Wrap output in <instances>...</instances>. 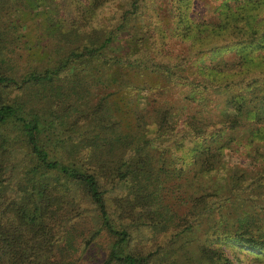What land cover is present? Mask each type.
I'll list each match as a JSON object with an SVG mask.
<instances>
[{
  "label": "trees",
  "instance_id": "obj_1",
  "mask_svg": "<svg viewBox=\"0 0 264 264\" xmlns=\"http://www.w3.org/2000/svg\"><path fill=\"white\" fill-rule=\"evenodd\" d=\"M7 3V0H0V13L6 10ZM131 5L135 11L138 0H132ZM128 13L132 12L122 13L121 24L114 29L128 28ZM6 15L11 16V13ZM44 20L46 27L60 34L64 42L75 39L85 41L87 45L82 42L79 47L69 46L72 49L65 59L56 55L63 47L58 46L55 51H49L48 56H57L51 65L38 68L26 64L28 68L18 79L19 75L12 69L14 57L6 49L14 40L10 29L14 31L17 24L10 20L6 30L0 24V86L13 85L23 90L37 85L42 96L40 101L45 104L42 112L25 113L15 104L5 103L0 91V264H82L77 256L80 252L77 243L82 236L80 219L84 218L73 215L80 210L69 199L70 184L94 205L93 222L100 224L113 238L102 264H161L163 254H157L165 250L173 255L193 256L186 248L191 242L196 243L198 263L208 258L212 264H233L221 250L211 248L210 244H231L264 255V147H261L264 145V88L260 92L245 86L238 98L234 93L225 94L227 98L223 103L225 107L230 105L226 107L228 113L222 114L225 116L219 121L220 126L210 131L207 130L214 123L200 116L198 110L194 113L172 112L165 101L149 123L154 127V132L150 133L146 115H141L145 112L143 108H135L136 112H131L132 117L127 123L122 119L112 120L114 117L108 115L110 108H104L103 97L86 113V105L81 100L88 88L81 83L83 80L101 83L103 73L108 69L104 65L111 63L120 69L149 67L161 70L172 79L182 75L188 79L182 74L186 69L181 66L186 63L184 59H173L175 62L166 64L147 54L151 61L147 65L143 63L146 61L133 57L145 49L130 35L121 36L133 43L129 54H115V30L102 38L97 30L66 32L61 30V23L56 19ZM234 33L245 35L242 31ZM242 36L238 41L244 45ZM258 37L263 36L255 38ZM226 45H232V42ZM45 47L53 46L47 43ZM74 62L82 64L86 79L73 78L75 70L70 66ZM6 65L10 70L5 68ZM67 70L71 72L67 86L60 87L57 81ZM195 72L203 73L200 68ZM202 76L206 81L207 77ZM28 101L33 102L25 100ZM60 103L64 106H59ZM236 118L244 119L247 125L245 137L251 146L248 156L255 171L227 165L222 160L224 148H229L231 142L230 136L225 137L226 129L238 127ZM9 125L15 126L18 132L11 136L6 129ZM84 126L85 130L78 131ZM179 128L184 132L183 137L193 136L194 143L198 140L188 165L192 177L180 185L182 191L188 193L183 198L187 207L182 214L164 202L161 192L165 188L163 185L168 184L170 191L175 183L174 179H169L177 167L171 168L167 164L172 154L169 146L172 142L174 145L175 139L168 135ZM256 141L257 144H253ZM16 147L24 151L28 162L21 165L15 179L9 159ZM175 160H180L179 156ZM180 171L183 172V167ZM165 174L169 177L167 184ZM108 194L118 205L116 210L121 219L126 218L122 213H127L129 219L131 215L141 221L143 216L139 209L145 211L143 214L157 216L159 221L154 229L161 226L169 233L168 240L146 254L129 252L126 246L132 243L135 224L117 229L107 208ZM141 226L152 228L142 221ZM203 226L207 231L212 230V234L201 237L198 230ZM195 234L197 238H194Z\"/></svg>",
  "mask_w": 264,
  "mask_h": 264
},
{
  "label": "rangeland",
  "instance_id": "obj_2",
  "mask_svg": "<svg viewBox=\"0 0 264 264\" xmlns=\"http://www.w3.org/2000/svg\"><path fill=\"white\" fill-rule=\"evenodd\" d=\"M131 1L7 0L9 5L5 11L0 13V17L7 13H11V16H4L3 20H0V24L4 26L5 30L9 27L7 22L15 21L14 23L17 24L15 29L11 27L14 31L10 29L14 40L6 48L9 50V54L14 57L12 69L16 75H19L17 78L22 76L28 66L44 68L52 64L53 60L57 58L56 55L58 58L65 59L64 56L72 49L69 46L78 45L79 47L82 42L86 44L85 41L79 42L75 39H68L67 42H64L60 34H56L54 30L46 27L44 18H50L59 21L62 26L61 30L66 32L69 30L85 33L97 30L98 34L103 35L102 38H106L109 31L115 30L114 38L117 37L114 40L115 54H129L130 45L133 43L121 36L130 35L137 40L138 46L145 49L133 57L138 58L139 61H146L143 63L147 65L151 63V57H154L157 62L166 64L182 59L186 62L181 63V66L186 68L182 74L188 79L182 78L183 75L179 79H175V77L172 79L161 70H151L149 67L134 66L120 69L119 66L112 63L104 65L105 69H108L103 73L101 83L96 80L91 82L83 80L81 83L82 86L88 88L84 91L81 100L86 105L85 112L89 108L92 109L104 97V108H110L111 112H108V115L114 117L112 120L122 119L127 123L128 118L132 117L131 112H136L135 108H143L145 112L141 115H146L147 126L150 127L149 132L153 133L154 127L149 123L153 120L155 112L163 108L161 104L166 101L171 106L172 112L179 110L194 113L198 110L200 116L206 117L214 123L207 130L210 131L215 126L219 127V121L225 116L222 114L228 113L226 107L230 105L225 107L223 103L226 96L234 93L238 98V94L244 90L242 88L245 86L263 92L264 0H138L135 11H133L134 7L131 5ZM125 11L132 12L128 13V28L114 29L121 24L122 13ZM203 21H206L207 24L205 25ZM15 31L16 33H14ZM236 31H242L245 35H238V33H234ZM240 36L245 39L244 45H242V41H238L242 39ZM257 36L263 37L256 39ZM229 42H232V45H226ZM47 43L53 47H45ZM58 46L63 47L58 49L56 55L48 56L49 51H55ZM70 67L75 70L72 75L76 76L73 78L86 79L82 64L74 62ZM9 68L7 70H10ZM197 68H200L203 73L195 72ZM70 74L71 72L67 70L65 75H61L57 81L60 87L67 86V78ZM202 75L207 77L206 81ZM191 80L193 83L190 82ZM198 82H202V84H198ZM23 90L28 92L23 93ZM23 90H19L13 85L0 86L2 99L5 103L15 104L20 109H24L25 113L31 110L42 112L41 108L45 104L44 101H40L42 98L40 87L36 85L33 89L26 87ZM32 94L35 96L32 97ZM28 99L33 102H25ZM59 106L64 105L60 103ZM240 119L236 118L239 124L237 128L226 129L225 137L230 136L231 142L228 144L229 148H224L222 160L227 165L240 166L255 171L256 167L251 164L252 160L248 156V149H251V146L245 137L247 125L244 119ZM6 129L11 133V136L18 132V129L13 125L7 126ZM85 129L84 126L78 131ZM18 134L20 136V133ZM183 134L184 132L179 128L168 135L173 138L172 140H175L174 145L171 141L172 146H169L172 154L167 164L171 168L175 166L177 168L169 179L175 180L170 191L167 186L169 182L167 174H165L167 180L165 184L167 185H163L165 188L161 190L164 202L180 214L187 207L183 198L188 194L182 191L183 188L180 185L192 177L188 165L193 150L198 146V140L194 143L193 136L183 137ZM253 144H257V141ZM177 156L180 160H175ZM25 158L24 151L16 147L9 159V168L12 166V176L15 179L18 177L17 172L21 165L28 162ZM182 167L183 172L180 171ZM13 187L15 188L14 184ZM69 190V199L77 207V210L82 212V214L74 212L73 215L79 214L80 218H84L80 219L79 229L82 236L78 238L77 243L80 250L77 254L80 257L79 262L102 264L113 238L108 236L100 224L93 222L96 211L86 195L77 190L73 184H70ZM114 195L115 193L112 196ZM106 196L107 208L112 223L117 229H124L125 226H128L127 224H135L132 243L126 246L129 252L136 251L139 254H146L168 240L169 233L164 231L161 226L157 225V229H154L156 222L159 221L157 216L143 214L145 211L139 209L144 218L141 217V221L147 222L153 229L142 227L141 221L136 220L138 217L135 219L136 216L130 215L132 218L129 219L127 213H122L126 218L121 219L118 210H116L118 205L113 202L109 194ZM77 217L79 218V216ZM137 224H140L139 228ZM208 226L210 227V223ZM206 228L203 226L198 230L201 237L212 234L213 231H207ZM196 235L194 238H197ZM189 244L186 248L189 252L191 251L193 256L173 255L171 252L166 253L165 250L157 254H163L161 264H212L208 258H204L205 260H200L201 263H198V260L195 259L196 243ZM210 246L221 250L233 264H264L262 253L251 252L245 247L231 244H210ZM79 257L76 258L79 259Z\"/></svg>",
  "mask_w": 264,
  "mask_h": 264
}]
</instances>
